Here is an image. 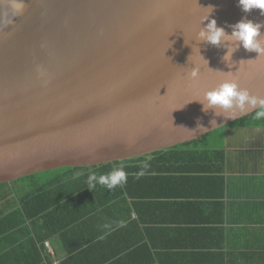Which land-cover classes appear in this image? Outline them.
<instances>
[{"label":"water","instance_id":"1","mask_svg":"<svg viewBox=\"0 0 264 264\" xmlns=\"http://www.w3.org/2000/svg\"><path fill=\"white\" fill-rule=\"evenodd\" d=\"M26 3L15 28L0 34V185L128 162L229 129L254 112L224 120L193 101L227 72L264 96V55L241 47L229 68L221 58L233 41L217 48L197 39L211 9L209 20L229 35L245 16L264 22L259 10L242 12L238 0Z\"/></svg>","mask_w":264,"mask_h":264},{"label":"crops","instance_id":"2","mask_svg":"<svg viewBox=\"0 0 264 264\" xmlns=\"http://www.w3.org/2000/svg\"><path fill=\"white\" fill-rule=\"evenodd\" d=\"M240 130L215 147L222 155L208 161L210 181L162 192L95 185L38 217L20 211L18 193L17 264H264V127ZM44 204L32 203L29 215Z\"/></svg>","mask_w":264,"mask_h":264},{"label":"trees","instance_id":"3","mask_svg":"<svg viewBox=\"0 0 264 264\" xmlns=\"http://www.w3.org/2000/svg\"><path fill=\"white\" fill-rule=\"evenodd\" d=\"M253 115L248 116L230 126L233 129H252L264 127V121L253 119ZM213 135V134H211ZM211 135L205 136L199 140L182 145L176 149L165 152L155 153L148 157H143L128 162L110 163L107 165L96 166L91 168H63L51 171L55 175L44 181L33 182L29 185L28 190H25L24 203L22 211L27 217H38L47 209H50L59 201H66L67 198L76 199L79 191L89 189L87 183L88 176L95 173L97 176L107 175L116 169H123L127 174V182L123 185L130 187L139 185L143 188H153L157 192L166 190L172 183H185L188 180L206 181V179H214V165L208 162L214 159V155H222V151L215 149L218 147L214 144L221 145V140L216 136L215 140H210ZM215 149V150H214ZM147 163L149 168L144 169L143 165ZM143 172V175L140 173ZM50 173V172H46ZM197 176H191L195 175ZM38 175V174H37ZM36 175L29 176L23 179H34ZM17 181L9 184L0 185V205L4 204V208L0 209V237H4L2 242L5 244L3 248L5 253L0 250V264H17V214L22 215L17 211V189L14 184ZM100 185V184H96ZM61 193L62 195L55 196L52 201V195ZM45 195H50L46 200ZM12 196V197H11ZM52 201V202H51ZM47 203L44 207L37 210L34 214L28 213L32 203ZM14 203V204H13ZM12 209H8L11 206ZM8 210V211H7ZM23 216V215H22ZM1 242V243H2ZM14 259V260H13Z\"/></svg>","mask_w":264,"mask_h":264},{"label":"clouds","instance_id":"4","mask_svg":"<svg viewBox=\"0 0 264 264\" xmlns=\"http://www.w3.org/2000/svg\"><path fill=\"white\" fill-rule=\"evenodd\" d=\"M238 2L242 12L251 14L253 10H259L260 14L264 16V0H238ZM26 10V0H0V34L9 28H15L16 20L23 16ZM212 11L213 9H211L207 18L202 21L209 22L205 28L199 30L197 39L217 48L221 47L225 41H233L235 46L227 48L224 56L221 58L222 62L226 63L229 68L235 66L232 57L241 47L248 52L258 53L259 56L264 55V31H262L264 30V22H253L245 16L240 22L231 26L232 32L229 35L223 27H218L215 19L209 20ZM199 55L207 61L200 54V49ZM243 61L241 60L240 63ZM198 71L196 68L191 71L190 76L193 80L198 78ZM37 72L38 77L44 80L45 86H47V73L40 67H38ZM233 74L232 72L225 73L229 78L211 90L205 91L202 99L193 101L199 102L202 105L203 112L207 113L209 110H212L216 117H222L224 120L232 119L237 114L253 111L254 120L264 121V96L254 95L247 87H242L238 80L231 78ZM209 123L215 127L217 120L212 119ZM197 130L207 131L199 122ZM143 167L147 169L149 165L145 163ZM143 174V172L140 173V175ZM126 182L127 174L123 169H116L107 175L100 176L91 173L87 179L90 189L94 188L98 183L111 190ZM103 238V236L100 237V239Z\"/></svg>","mask_w":264,"mask_h":264},{"label":"rangeland","instance_id":"5","mask_svg":"<svg viewBox=\"0 0 264 264\" xmlns=\"http://www.w3.org/2000/svg\"><path fill=\"white\" fill-rule=\"evenodd\" d=\"M228 131H230V133L233 132V134L236 135V136L242 135L244 133L243 130H240V129H231V130L226 129V130H221L220 132L213 133V135L210 136V138H212L210 140H215L216 136H218L219 139L222 140V136H223V138H225L224 136L226 135V133ZM214 144L217 145V146H219L218 144H216V140H215ZM54 172H56V171H54ZM54 172L41 173V174L36 175L37 178L30 179V180L29 179H20V180H18L17 183L14 184V188L17 189L16 190L17 191V195H20V194H18L20 192L22 193L25 190L27 191L28 188H29V185H33L32 183L36 181L35 179H38L39 181H44V180L48 179L49 177L55 175ZM17 201H19V200L17 199ZM17 201H16V199H14L15 204H16ZM17 204H18V202H17ZM3 207H4V204L3 205H0V209H2ZM8 207L9 208L12 207V204H11V206H8Z\"/></svg>","mask_w":264,"mask_h":264},{"label":"built area","instance_id":"6","mask_svg":"<svg viewBox=\"0 0 264 264\" xmlns=\"http://www.w3.org/2000/svg\"><path fill=\"white\" fill-rule=\"evenodd\" d=\"M46 247H48V249H50V247H49V244H48V243H46ZM54 264H61V263H59V262H56V263H54Z\"/></svg>","mask_w":264,"mask_h":264}]
</instances>
